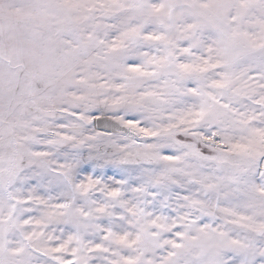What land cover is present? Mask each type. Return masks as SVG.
<instances>
[{
	"label": "snow or ice",
	"instance_id": "6c2138e0",
	"mask_svg": "<svg viewBox=\"0 0 264 264\" xmlns=\"http://www.w3.org/2000/svg\"><path fill=\"white\" fill-rule=\"evenodd\" d=\"M0 264H264V0H0Z\"/></svg>",
	"mask_w": 264,
	"mask_h": 264
}]
</instances>
